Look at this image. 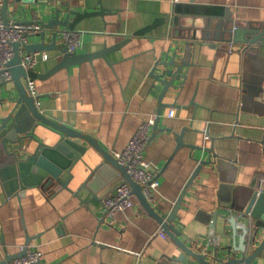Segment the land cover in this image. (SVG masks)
Returning a JSON list of instances; mask_svg holds the SVG:
<instances>
[{
    "label": "crops",
    "instance_id": "0c3cea01",
    "mask_svg": "<svg viewBox=\"0 0 264 264\" xmlns=\"http://www.w3.org/2000/svg\"><path fill=\"white\" fill-rule=\"evenodd\" d=\"M14 1L11 0V9ZM100 1L108 13L86 16L78 23L76 28L83 31L78 52H98L129 36L133 39L106 53L107 58L96 56L62 68L48 78H35L41 96L36 101L53 118L95 136L110 153L121 150L138 126L157 114L161 90L150 76L156 60L163 58L171 45L184 51L192 40L189 59L193 64L184 70L188 71L185 87L180 94L179 88H172L164 96L167 104L159 125L166 129L153 136V125L145 152L151 168L159 169L152 205L165 218L196 171V157L209 159L211 153L193 146L178 148L177 134L183 133L189 145H214L222 155H213V162L201 167L188 187L175 222L183 239L207 241L215 211L233 204L245 208L255 191L264 188V47L256 54H248L242 39L235 36L237 26L249 23L259 25V30L264 27V0L70 3L82 11L98 8ZM176 4H181L176 12L180 15L178 23L172 18L144 34L134 35L156 18L173 12ZM227 7L233 12L231 21L227 20ZM54 8L47 5L17 12L12 9L10 18L32 20L38 16L47 23L54 16ZM45 32V40L52 41L53 31L47 28ZM195 33L198 38H192ZM42 38V34L31 36L30 42ZM47 51L50 58L35 66L39 73L47 72L62 58L59 49ZM26 79L23 77L25 83ZM17 92L13 81L0 89V97ZM7 108L8 103L0 105L1 117ZM37 133L48 143L59 138L43 126L37 127ZM84 157L92 166L104 162L92 146ZM73 172L69 189L60 184L52 191L34 186L26 193L12 191L0 176V261L8 253H18L29 236L31 245L42 251L38 264H160L164 258H170V264H188L189 257L179 260L181 248L168 234L164 237L159 233L161 222L135 193V206L117 213L112 223L108 216L104 218L102 202L115 192L125 178L123 174L104 165L91 180L100 186L92 189L82 186L91 171L81 161ZM69 175L65 172L64 178ZM217 220L221 231L223 220ZM254 264H264V255Z\"/></svg>",
    "mask_w": 264,
    "mask_h": 264
},
{
    "label": "water",
    "instance_id": "95a60500",
    "mask_svg": "<svg viewBox=\"0 0 264 264\" xmlns=\"http://www.w3.org/2000/svg\"><path fill=\"white\" fill-rule=\"evenodd\" d=\"M13 11L35 9V6H55L53 9L54 16L45 22V29L53 31L52 41H46L45 30L42 33V40L39 42H30L21 44L20 41L13 42L15 55L8 63L12 71L13 79L18 88L14 95L8 94L0 97V105L8 103V111L5 116H0V176L6 183L10 184L12 191L24 192L34 186H40L42 189L52 191L54 186L60 184L63 188L69 189V181L74 177L73 168L81 161L90 171V175L82 184L83 187L89 186L92 189H98L99 183H92V177L104 165L112 167L117 173L123 174L129 181L133 192L139 197L141 203L146 207L162 224L163 230L173 239L181 248L182 253L178 256L179 260H185L188 264H229L230 262L244 261L247 264H254L256 258L264 255V190L258 193L255 191L249 204L244 208L236 204L228 207H222L213 213L211 218V230L207 241H191L183 239L185 236L180 227L175 224L179 216V210L183 207V200L189 185L201 170L204 164L212 163V156L222 158V155L216 152L214 145L195 146L187 144L183 140V133L177 134L178 148L180 146L199 147L201 150L210 151L209 159L196 157L198 165L196 171L192 174L187 183V187L176 201L174 210L165 218L155 207L146 199L143 193V187L136 182L126 170L125 165L120 164L118 159L105 149L99 140L88 132H82L73 125L65 123L62 120L53 118L51 115L43 112L36 101V97L30 94L23 77L48 78L51 74L62 68H70L71 64H80L84 60H92L96 56L107 58L106 53L118 49L122 44L133 39L129 36L119 41L113 46H105L98 52H70L66 47L57 41V31L59 27L69 26L76 28L78 23L86 16L106 15L108 9L100 1L98 8L78 10L72 7L70 0H15L13 2ZM176 4L173 12L166 14L164 17L156 18L153 23L146 25L135 32L134 35H141L153 27L170 21L174 18L176 23L179 22L180 15L177 14ZM11 0H3L2 14L5 21H10ZM227 20H232L233 12L226 8ZM222 22H219V24ZM223 25H227L223 21ZM218 24V25H219ZM232 29V28H231ZM255 31L258 33L254 34ZM239 35H241L239 37ZM235 36L244 42V51L248 54H256L264 47V27L252 24L237 26ZM192 38H198L197 33ZM193 41L189 40L183 51L179 46L175 48L171 45L163 58H158L152 69L150 76L156 81L155 87L160 89L159 108L157 118L154 124L153 136L156 131L166 128L160 127V119L163 111V98L172 88H179L178 94L181 93L187 82L188 71L193 63L189 59V52L193 51ZM23 47L27 52L35 50L59 49L62 52V58L52 66L47 72L39 73L36 69L27 70L21 64V53L19 48ZM181 79L182 83H176L175 80ZM41 97V96H37ZM43 126L58 134L59 138L54 143H48L37 133V127ZM152 138V137H151ZM35 142V144H34ZM92 146L103 157L104 162L92 166L84 156ZM65 172L70 173L68 178H64ZM123 179V178H122ZM96 193V191H94ZM108 215L105 212L104 218ZM223 220L222 230L218 229L217 218ZM30 242L29 236L26 243ZM26 249L18 251L16 254H7L1 259L0 264L6 260L25 253ZM241 253L243 257L238 254ZM170 264V258H164L160 264Z\"/></svg>",
    "mask_w": 264,
    "mask_h": 264
},
{
    "label": "built area",
    "instance_id": "2783aa9c",
    "mask_svg": "<svg viewBox=\"0 0 264 264\" xmlns=\"http://www.w3.org/2000/svg\"><path fill=\"white\" fill-rule=\"evenodd\" d=\"M3 0H0V89L8 86L13 82L12 71L8 63L13 59L15 50L13 42L20 41L21 44L30 43L31 36L40 35L45 30V22L40 17L35 16L32 20H21L10 18L7 23L2 14ZM57 31V41L62 44L70 52H78L82 46L83 31L69 26L59 27ZM53 35V34H52ZM21 53V64L27 70L36 68L35 66L43 60L50 58V52L46 50H35L27 52L23 47L19 48ZM30 94L36 98L38 89L34 78L27 77L26 83ZM174 109L169 112L173 116ZM156 112L149 119H145L133 134L131 140L121 150L113 149L112 153L118 159L120 164L125 165L126 170L130 173L133 179L140 183L143 187V193L146 199L152 204L155 201V193L158 189L159 169L151 168L146 159V148L151 140V130L155 123ZM210 135H206L209 139ZM115 192L105 197L102 204L108 213L110 222H114L117 213L133 207V187L125 178L115 187ZM263 189H259L258 193ZM159 233L167 237L166 232L159 228ZM32 243H24L19 247L20 250L26 249L25 253L6 260L4 264H38L41 260L42 251L35 248ZM229 264H247L244 261L230 262Z\"/></svg>",
    "mask_w": 264,
    "mask_h": 264
}]
</instances>
